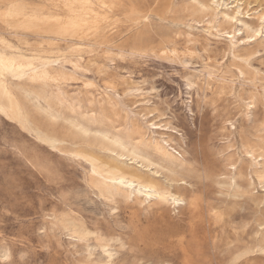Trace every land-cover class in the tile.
<instances>
[{"label": "rangeland", "instance_id": "374dc122", "mask_svg": "<svg viewBox=\"0 0 264 264\" xmlns=\"http://www.w3.org/2000/svg\"><path fill=\"white\" fill-rule=\"evenodd\" d=\"M65 2L0 0V264H264L260 0Z\"/></svg>", "mask_w": 264, "mask_h": 264}, {"label": "snow or ice", "instance_id": "6c2138e0", "mask_svg": "<svg viewBox=\"0 0 264 264\" xmlns=\"http://www.w3.org/2000/svg\"><path fill=\"white\" fill-rule=\"evenodd\" d=\"M56 7H60V4L55 5ZM114 6V5H113ZM221 7H225V5H220ZM255 5L253 4H249L248 7L252 8ZM63 7L66 9H71L73 7H75V5L68 3L67 0L66 2L63 4ZM103 7L107 8L108 5H103ZM237 7H242V5H238ZM240 12H237V16L236 17H232V20H236L237 17L240 15ZM257 16L259 18V27L258 28H249L248 29V33H249V41H257V39L259 38V40H264V0H260V6L258 8L257 11ZM147 20V17L145 18ZM227 35V34H225ZM229 39H232V37H228ZM235 51H236V45L233 44L232 46V52H233V56L232 59H237V57L235 56ZM256 56H258L261 59H264V51L258 52L256 54ZM256 56L253 57H248L247 59H244L241 61V63L244 64H249L250 62L256 58ZM228 60V56H225V60L221 61V64H225L227 63ZM7 59H6V53L4 51H0V94H4V95H8L7 93V88L5 85V79H6V75L7 73L10 71V69L7 68ZM244 76L243 72H240V76L237 77V79H241ZM45 80L49 79L48 77H44ZM190 88L193 87L191 84L188 85ZM86 87H91V85H86ZM10 98V97H9ZM248 107L251 108L252 105L248 104ZM125 119H128V117H126ZM117 120H119V117H117ZM162 125L156 124L155 122L152 125L148 126V130H151L153 128H157V127H161ZM262 128H264V126H262ZM121 131H128L131 132L132 129L131 127L125 128V129H117V132H121ZM143 129H138L136 134H139L140 132H142ZM137 143H139V141H137ZM159 147H157V151H159ZM221 155H223V153H221ZM253 159H254V155H253ZM262 159H264V157H262ZM93 171L95 172V166L93 167ZM120 183H123V181L121 180ZM261 186L264 187V177L261 178ZM173 202H179L177 201L175 198H172ZM260 210L262 213H264V202H261L260 205ZM123 248L126 249V245H122ZM105 254L107 256V260L105 261V264H119V257H120V253L116 252V251H110L109 249L105 248L104 249ZM3 255V258L5 260H7V256L6 254H0ZM140 264H148L147 261H141Z\"/></svg>", "mask_w": 264, "mask_h": 264}, {"label": "bare ground", "instance_id": "6f19581e", "mask_svg": "<svg viewBox=\"0 0 264 264\" xmlns=\"http://www.w3.org/2000/svg\"><path fill=\"white\" fill-rule=\"evenodd\" d=\"M7 6V5H6ZM2 14H0V17H1ZM50 38V37H49ZM51 39H55V38H51Z\"/></svg>", "mask_w": 264, "mask_h": 264}]
</instances>
